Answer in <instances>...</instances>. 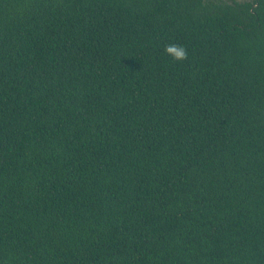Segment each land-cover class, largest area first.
Returning a JSON list of instances; mask_svg holds the SVG:
<instances>
[{
  "label": "trees",
  "instance_id": "1",
  "mask_svg": "<svg viewBox=\"0 0 264 264\" xmlns=\"http://www.w3.org/2000/svg\"><path fill=\"white\" fill-rule=\"evenodd\" d=\"M0 264H264V0H0Z\"/></svg>",
  "mask_w": 264,
  "mask_h": 264
},
{
  "label": "clouds",
  "instance_id": "2",
  "mask_svg": "<svg viewBox=\"0 0 264 264\" xmlns=\"http://www.w3.org/2000/svg\"><path fill=\"white\" fill-rule=\"evenodd\" d=\"M165 53L178 62H183L188 59V51L182 45L169 44L165 47Z\"/></svg>",
  "mask_w": 264,
  "mask_h": 264
}]
</instances>
